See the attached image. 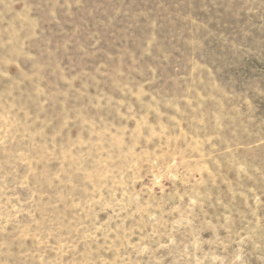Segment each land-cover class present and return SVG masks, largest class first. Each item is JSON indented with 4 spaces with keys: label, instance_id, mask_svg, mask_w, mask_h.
I'll list each match as a JSON object with an SVG mask.
<instances>
[{
    "label": "rangeland",
    "instance_id": "1",
    "mask_svg": "<svg viewBox=\"0 0 264 264\" xmlns=\"http://www.w3.org/2000/svg\"><path fill=\"white\" fill-rule=\"evenodd\" d=\"M0 264H264V0H0Z\"/></svg>",
    "mask_w": 264,
    "mask_h": 264
}]
</instances>
